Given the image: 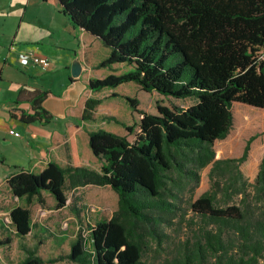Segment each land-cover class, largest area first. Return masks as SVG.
I'll return each mask as SVG.
<instances>
[{
    "label": "trees",
    "instance_id": "16d2710c",
    "mask_svg": "<svg viewBox=\"0 0 264 264\" xmlns=\"http://www.w3.org/2000/svg\"><path fill=\"white\" fill-rule=\"evenodd\" d=\"M59 3L74 27L110 49L100 68L131 67L91 80L93 92L136 83L149 93L196 102L187 108L159 104L157 114H151L127 97L142 116L139 132L126 126L135 134L133 141L104 129L89 134L92 152L103 162L100 172L50 163L40 174L11 176L13 196L28 203L47 192L64 207L68 177L74 185L110 186L119 197L111 219L86 221L89 232L81 230L68 255L46 260L37 248L21 244L26 256L18 264H158L164 253L159 264L264 261V158L252 184L241 167L254 137L240 158L218 159L214 149L230 134L234 103L264 109V0ZM47 95L38 93L29 110L14 109L11 118L49 125L54 117L43 107ZM101 103L89 99L82 120H92ZM207 167L210 188L194 200ZM10 217L6 224L15 236L26 238L32 231L31 211L15 207Z\"/></svg>",
    "mask_w": 264,
    "mask_h": 264
},
{
    "label": "crops",
    "instance_id": "0c3cea01",
    "mask_svg": "<svg viewBox=\"0 0 264 264\" xmlns=\"http://www.w3.org/2000/svg\"><path fill=\"white\" fill-rule=\"evenodd\" d=\"M106 49L97 37L73 26L62 12L59 0H0V240H12L10 245H3L6 251L11 252V255L6 253L10 264H18L25 258L21 244L37 248L46 260L66 256L81 229L87 231L88 219L95 224L113 217L94 220L86 210H82L80 217L81 209L88 206L78 201L73 203L67 196L69 202L65 208L82 220L80 223L76 218L79 223L77 228L62 230L59 221L42 216L46 203H42V199L57 207L51 194L43 192L41 197L36 196L28 203L25 198L14 197L8 185L11 176L22 171L40 174L50 163L62 168H86L100 172L103 162L92 152L90 132L104 129L128 137L126 126L129 124L118 118V109H103L104 101L96 108L91 121L82 120L89 99L104 100L102 94L106 90L93 92L89 84L93 79L105 78L102 75L104 69H100L99 64L107 58ZM28 51L48 58L52 67L44 70L31 61H22L20 53ZM76 64L81 66L82 71L80 76L73 77L72 68ZM109 91L114 94L117 88ZM41 92L48 93L43 107L54 117L49 125H25L11 118L10 112L14 109L29 110L31 100ZM134 114L139 116L131 111V119ZM101 115L115 117L120 122L110 120L115 123L109 127H97ZM11 130L19 132L20 136L12 135ZM104 188L112 189L110 186L74 185L68 177L65 194L71 191V194L77 195L85 190L100 192ZM87 203L92 206L88 197L84 205ZM99 205H103L101 201ZM15 207L27 208L32 214V231L24 239L17 238L13 227L6 224ZM86 213L89 214L87 217L84 216ZM66 262L69 261L59 264Z\"/></svg>",
    "mask_w": 264,
    "mask_h": 264
},
{
    "label": "rangeland",
    "instance_id": "374dc122",
    "mask_svg": "<svg viewBox=\"0 0 264 264\" xmlns=\"http://www.w3.org/2000/svg\"><path fill=\"white\" fill-rule=\"evenodd\" d=\"M104 48L107 47L104 45ZM106 50H108V55L106 56L108 57L110 54V49L107 48ZM115 65L117 66L113 65L110 68L99 67L100 69H104L102 70L104 71V74L102 73V75H104V77L113 73L120 75L131 70V67L127 64H115ZM58 87L59 86H57L55 89H57ZM104 90H106V92L102 94L104 100H101L102 103L104 101L103 109H107L108 107H113V109H118L119 110L118 118L121 119L122 122L129 124L128 126H134L135 133H137L139 130L138 124L142 116L137 113L139 116H136L134 114V118L131 119V111L134 112V110L126 100L128 96H123L124 94L129 95V98L137 99L139 101V106H138L139 110L151 114H157V105L159 104L169 107L180 106L183 108H187L196 102L193 99H176L173 97L162 96L156 92L149 93L143 91L136 83H127L120 86L119 88H117V91L114 93L116 96L113 93H111L109 89H104ZM232 111L234 115V123L230 131V134L226 139L218 140L214 145V149L216 151V155L218 159L240 158L244 153L247 142L250 140V138L254 137V141L252 142L249 151L248 159L241 167L244 177L250 183L254 184L256 182L259 173L260 165L264 158V109H258L245 104L234 103L232 107ZM110 118L112 117L101 115V120H98L96 123L98 125L97 127L100 126L109 127L111 124L115 123V122L112 123L110 121L112 119ZM105 121L107 122L106 124H104ZM128 137L130 141H133L135 139V134L133 135L129 134ZM209 171H210V167H207L201 172V183L199 185V188L195 192L194 200L199 198L204 192L209 190L210 188V180L208 177ZM66 196H68V198L70 197L73 203L78 201L81 202V205L88 206L81 209L80 211L81 213L79 214L80 217L82 216V210H86L87 213L92 214L94 220H96L99 217L102 218L112 217L118 210V203H117L118 194L110 188L109 189L104 188L100 190V192L99 191L92 192L89 190H85V192H81V193L79 192L77 195L76 193L71 194V191H69L67 192ZM86 197H88L89 200L92 202L91 203L92 206L88 205L90 203L84 205ZM68 198H67V202H69ZM100 201L101 204L103 205H99ZM45 202L46 203L44 204V212L42 211V213H44L42 215L44 216V219L50 218L52 221H56V222L59 221L62 230H69V229L73 230V228L75 229L78 227L79 223H77L76 221L77 217L76 218L74 217V215L72 214L69 208H65L67 203L64 206V208L61 207L62 210H60L61 209L60 207L57 206L58 208L57 207L55 208V206L52 205L50 201L46 200ZM87 213L84 214V216L87 217V215H89ZM77 220L78 222L81 223L82 219L80 220L77 218ZM85 225L86 224H84V226ZM53 231H57V230H53ZM6 241L7 240H3V239L0 240V264H10L8 263L9 261L6 253H9V255H11V252L10 250L6 251V246H3V243H5ZM150 254L152 256L154 255V253H150ZM165 255L166 254L164 253L163 257L161 258L159 257L160 255H158L157 257L158 264L162 262ZM152 256H149V258H152ZM65 264H70V263L66 262ZM260 264H264V261H261Z\"/></svg>",
    "mask_w": 264,
    "mask_h": 264
},
{
    "label": "built area",
    "instance_id": "2783aa9c",
    "mask_svg": "<svg viewBox=\"0 0 264 264\" xmlns=\"http://www.w3.org/2000/svg\"><path fill=\"white\" fill-rule=\"evenodd\" d=\"M19 58L24 61V62H33L35 65L40 66L44 68V70H49L52 67V62L46 57H42L37 55L33 51H28V52H22L19 55ZM10 133L16 137L20 136L19 132H16L14 130H11ZM9 222V220H7Z\"/></svg>",
    "mask_w": 264,
    "mask_h": 264
},
{
    "label": "water",
    "instance_id": "95a60500",
    "mask_svg": "<svg viewBox=\"0 0 264 264\" xmlns=\"http://www.w3.org/2000/svg\"><path fill=\"white\" fill-rule=\"evenodd\" d=\"M81 71H82V68L79 64H76V66H74L72 68V74H73V77H78L80 76L81 74Z\"/></svg>",
    "mask_w": 264,
    "mask_h": 264
}]
</instances>
